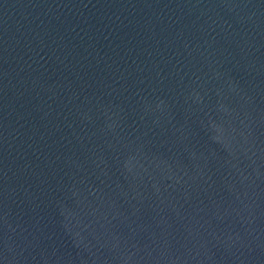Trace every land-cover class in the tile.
<instances>
[{
    "label": "water",
    "instance_id": "1",
    "mask_svg": "<svg viewBox=\"0 0 264 264\" xmlns=\"http://www.w3.org/2000/svg\"><path fill=\"white\" fill-rule=\"evenodd\" d=\"M0 264H264V0H0Z\"/></svg>",
    "mask_w": 264,
    "mask_h": 264
}]
</instances>
